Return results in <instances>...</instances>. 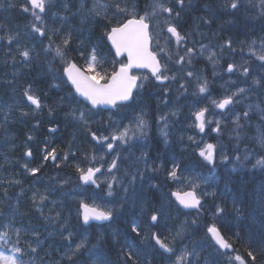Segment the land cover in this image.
I'll use <instances>...</instances> for the list:
<instances>
[{"label": "trees", "instance_id": "obj_1", "mask_svg": "<svg viewBox=\"0 0 264 264\" xmlns=\"http://www.w3.org/2000/svg\"><path fill=\"white\" fill-rule=\"evenodd\" d=\"M133 2H139L141 6L145 4V0H133ZM22 5L26 6L25 0H6L5 6L0 9L2 10L0 12V37H2L0 39V57L7 55V52H5L6 48L13 46L24 47L26 43L38 49V51H31V55L34 57L31 61L32 78L36 82L31 87V91L40 98L43 108L41 114L39 112L36 113V111H29L26 124L22 122L24 117L21 114H11L10 122L7 125L13 127L12 135H14V140L18 139V141L13 144L11 153L2 151L1 157H10L12 160H20L24 157V141L26 140L22 131L24 126H26L32 136L29 148L33 156L34 152L40 151L45 146L50 150L56 149L58 158L55 160L56 163H51L48 160L42 163L37 154L36 159L30 163L31 167L40 169L35 174V178L39 181L34 184L37 188L25 184L24 186L29 187V189L20 190L17 193L19 196L18 205L13 214V219L8 223L12 229V241L10 244L25 250L22 260L27 264H77L76 262H81L85 257L82 253L86 249L84 248L85 245L88 246L91 242L95 243L96 251L98 249L102 250V252L94 253L93 256V259L98 257L96 258L98 262L104 263L106 261L108 264L110 261H115L117 264H167L171 256L167 257L158 251L151 240V234L157 233L161 240L173 243V241H176L179 227L186 222H188L186 227H189L197 220L194 215H200L198 218L200 222L209 221L208 218L201 214L205 209L201 208L195 213H182L172 202H169L165 206V210H160L161 200L154 192L158 189V185L163 186L158 179L165 178L168 180L166 175L163 173V175L156 174V176H151L150 180L152 183L146 185L147 175L134 173L132 162L123 155L118 160L116 170L113 169L111 172L112 179L115 182L111 195L108 194L109 189L105 190L103 185L99 188L81 187L78 180L79 173L76 168L79 166L86 170L95 162L94 155L98 147L91 140V134L104 129L102 119H104L105 115L88 110L83 103L73 96L62 77V67L65 59L73 60L83 67L81 60L83 56L79 57V54L75 53L73 49L71 52L66 50L65 59H61L56 55V61H54L52 59V51H43V48L47 46L45 41L51 35L46 34L40 37L38 33H32V18L30 14L19 11L22 9ZM196 5L197 7H195ZM190 7H193L190 9L191 14L198 16V21L194 24L201 23V19H208L213 14L216 17L221 16L218 19V26L222 27V29L219 30L217 28L220 33L225 28L229 32V27L233 25L235 30L228 33L230 38L227 41L233 39L232 43L235 44H231V46L234 49L238 48V39L243 42L247 41L253 37L251 34L253 30H258L259 32L262 30V27L258 29L255 27L248 33L247 39H243L239 37V29L242 28L240 22L244 20L243 13L240 14L242 11H239V14L238 12L232 13L231 10L227 11L225 13L227 16L225 17L223 14L217 15L208 0H200L196 4L191 3ZM44 13L46 14L47 12L45 11ZM139 15H142V10ZM236 15H238V18ZM262 20L263 18H260V21ZM185 21L188 20L185 18ZM109 25L108 21L98 19L91 26L83 28V38L96 50L97 56L111 63V68L107 73L112 72L116 66L113 56L105 43V35L110 28ZM88 28L89 30L87 31ZM223 32L227 33L226 31ZM10 35L15 37L13 44L8 43L7 37ZM71 41L70 43H72ZM250 41L255 42L254 40ZM70 43L69 45H72ZM61 47L63 46L61 45ZM55 62L56 82L53 81V63ZM5 71L6 67L0 68V81L6 76ZM22 79L23 77H17L10 80L7 87L10 89H6V91L16 90L14 95L19 99L20 103L24 104L25 109L32 110L23 95L25 90L22 89ZM1 86H6L5 82H1ZM80 112L85 113L87 125L74 118L73 113L75 117H78ZM262 123L260 122L259 125H262ZM50 124H55L58 127V131L55 136L56 139L50 145H47L44 142L46 137L45 130ZM28 140L27 138V142ZM66 154L67 159H65ZM182 155L185 154L176 151L175 153L172 152L171 162L183 167ZM189 155L190 160L188 162L196 165L194 153L189 151ZM2 167V164H0V184L2 186L0 188V201L4 203L6 194H10L11 190L16 187L10 188V182L2 177ZM20 174L22 177V173ZM245 176L242 181L233 179L228 183L232 208L229 209L225 205L224 199L218 200V198H214L212 200L216 205L217 203L220 204L223 214L211 224L216 226L229 244L232 245L233 253L241 258L239 264H241V261H243V264H253V261L248 256L250 251L256 256L254 264H264V205L260 208L262 212H257L258 204L260 203L259 197L256 196V194H260L259 187H257L259 182L250 177L253 180V184L255 183L254 186L248 176ZM29 177H23L24 181L29 183ZM232 177L236 178L238 176ZM18 180H20V176L12 173V181ZM72 189H78L77 195L84 196V200L87 202H95L98 205L108 204L112 210V221L106 226L93 225L83 228L79 220V200L76 197H72L69 193ZM38 190L48 192V197L51 199L47 202V204L51 205L49 212L47 207L37 206V200L33 199L36 194H39L40 191L34 193ZM53 192H56L54 194L56 202L53 201ZM225 194L224 198L229 195ZM239 195L241 198L238 197ZM208 202H211V200H208ZM153 213L159 217L158 222L155 224H152L150 220V216ZM63 222L71 230L69 235L66 234V227H61ZM133 225L137 227L139 234L132 231ZM207 225L208 223H202V228H195L194 236H192V230L187 231L188 235L186 237L182 236L187 242H191L196 246L199 242H202L201 239L207 242L204 246L199 245L197 247L199 254L194 259L191 258L188 263L185 261V264H232L221 258V253L209 242L206 236L205 226ZM17 229L19 230L18 237ZM85 233H88L90 237L86 235L84 239ZM93 233L99 236L95 238L96 240L93 237ZM17 240H19L18 244ZM37 241H39L38 245ZM80 243H84L83 247L79 251H75L76 246ZM30 245L37 247L36 253L30 252ZM103 251H107L112 259H108L109 261L104 259ZM200 251L201 253L205 251L203 255L206 259L202 260Z\"/></svg>", "mask_w": 264, "mask_h": 264}, {"label": "rangeland", "instance_id": "obj_2", "mask_svg": "<svg viewBox=\"0 0 264 264\" xmlns=\"http://www.w3.org/2000/svg\"><path fill=\"white\" fill-rule=\"evenodd\" d=\"M196 1L197 0H184V7L183 9H180L179 6L176 5L175 0H162L166 6L173 7L174 12L172 17L169 18L168 14L160 13L150 18V23H152L154 27L155 35H157L155 50L159 55L161 54L159 51L161 48H163L165 52L171 54V60H169L166 55H163L162 58L169 68L167 74L169 76L175 74L177 77L176 80L167 81L164 85L159 86H165L168 89L167 93L169 98L181 99L179 101L180 114L174 115L173 113H175V111L170 113L172 116L171 133L160 134V136L167 137V142H170L172 146L177 143L174 147L177 148V150L179 149L181 152L187 151V147L193 148L194 150L192 152L196 156V162L197 160L201 162L199 167L192 165V162H188L190 160L189 152L185 153L184 157L188 163L185 165L186 172L183 174L182 169L180 171L177 169V177L175 179H171L176 190H192L206 198V200H213L217 197L218 200L224 199L225 205L230 209L232 208V205L230 204L232 203L230 194L228 197L224 198V193H226V191L227 193H230L228 183L233 179H236V181H242L243 178L246 177L245 175H247L251 180L252 185L255 186V183L253 184V180L250 177L259 182L257 187H259L260 194H255L259 197L260 202L258 204V208L256 207L257 212L261 213L262 210L260 208L264 205V165L258 164L257 161L264 160V145L260 143V137L264 136V122L262 125H257L255 122L259 119L264 120V60L260 59L261 56H264V0H236L239 6L238 8L233 9L235 11L231 10V12H238L239 14V10H245L240 12V14L243 13L242 15L244 20L240 22V24H242L240 25L242 28L239 29V37L247 39L248 33L251 32L253 28L262 27L260 32L258 30L252 31L251 34L253 37L251 39L244 42L238 39L237 49H234L232 46L229 48L226 44V42L229 41L231 44H235L232 43L233 39L227 41V39L230 38L228 33L235 30L233 25L229 27V32L226 28L222 30L221 33L217 30V28L219 30L222 29V27L218 26V19L221 16H217V18L212 14L208 19H201V23L194 24L198 21V16L191 14L190 9L193 7H190V4H196ZM208 1L211 2L212 8L215 12H217V14L225 15V12L230 11L232 0ZM131 2H133V0H119L121 7H126L128 11L127 13L116 14L115 8L111 7L114 0H47V13L42 15V21H36L32 13L30 12L29 14L32 18L33 24H36L38 27H42L46 31V34L51 35L49 36L51 39L48 38L45 41L47 43L45 48L55 53V55L52 54V59L54 61L56 59V49L61 47V45L63 46V41L65 39H69L70 41L72 40V43H70L72 45H68L66 49L68 52H71L73 49L75 50V53L83 54L85 57L89 58L93 49L88 44L87 40L83 38V28L88 25L91 26V24L97 19L106 20L109 23H112L124 16L134 15L133 11L137 10V2ZM155 2L156 0H145V6L143 7L145 14H150L152 12V6ZM205 3L207 4L206 1ZM5 4L6 0H0V9L5 6ZM195 7H197V5ZM175 10L180 11V17L178 20L175 19ZM1 11L2 10H0V12ZM19 11H22V9ZM97 12L99 15H97ZM236 16L238 18V15ZM185 18L188 21H185ZM260 18H263V20L260 21ZM168 19H171L172 22L176 24L177 28L179 25L180 29L185 32V34L182 35L185 37V40H183L179 46L177 45L176 40L171 37L166 30L167 25L165 21ZM180 29L178 28L179 32ZM88 30L89 28L87 31ZM223 31H226L227 33H224ZM250 40H254L255 42ZM13 43L14 42H12V44ZM202 45L203 48L201 47ZM30 47L31 44L29 43H26V46L21 49L19 46L14 48L10 47V51H12L13 54L12 56L7 57V60H9L10 63L6 66V76L1 82H5L7 85L10 80L19 77L23 69L14 70L18 67H23L26 70L24 72L25 77H23V83L25 80L27 82L28 79L31 78V69H28L29 61L24 62L23 58L19 56V51L24 50L25 48L30 49ZM189 47L194 49L191 56V63H188L186 58L184 64L178 65L176 63V60L178 59L177 53L179 55H184L186 49ZM229 63L236 66L233 72L227 71ZM0 65L3 67L6 65L5 60L2 57H0ZM106 66L107 65L104 66L98 63L97 70L101 71L103 74L106 70ZM86 67L87 64L85 69ZM244 68H248L250 70L247 75L243 73ZM188 72H192L193 75L188 76ZM146 77L147 79L143 80L144 90L147 92L146 97L150 98L156 91L152 90L155 88L156 84L158 85V83L157 81H154L155 79L153 78H151L153 81L148 80V78H150L149 75H146ZM54 79H56V74L54 75ZM204 81L208 82V91L205 94H199L198 83H202ZM254 81H259V83L257 84ZM180 84L185 85L186 91L184 88H180ZM0 88L5 91L0 94V164L3 166L1 174L2 177L10 182V188L16 187L11 190L10 194H6V201L4 199V203L0 201V233L8 232L10 239L12 229L10 228V225H6L5 223H10L11 219H13V214L15 213V209L18 205L19 196L17 193L20 190L25 191L29 189V187L24 186L25 184H29L31 187L37 188L34 184L39 180L35 178V175L30 174L24 167V165L27 164L28 168H34L31 167L30 164L33 160L28 162V160L25 159L12 160L10 157H1L2 151L11 153V150H13L12 145L18 141V139L14 140V135L10 134L7 129L10 108L18 106V103L15 99H13L16 90L6 91V89L10 88L4 89L3 86ZM241 88L245 89V91L234 96V100L237 102L232 104L225 112H218L217 108H215L212 104V101H219L225 96L238 93V90ZM5 96L9 99L8 103H4ZM137 105L138 103L136 101L131 107L120 109L115 114H107L106 116L110 126L108 137H111L113 134L119 135L120 132H123L127 128L129 130L128 135L132 138L129 139L126 144H121L119 141H116L114 151L115 155L113 158L106 157L105 150H103L102 156L96 159L97 165L103 168H105V166L107 167L106 175H103L96 180L99 187H101L104 183L105 190L108 189L109 184L114 185L115 183L114 179H112L111 172L108 171V168L111 161L114 158H117V153H119L118 159L121 158V155L130 159L134 168V173L145 172L147 175V182H150L151 175L154 172L153 169L147 167V163L144 159V156L147 154H155L154 142L152 141L153 134L150 132V127L147 124L151 122L152 119L142 115L139 116L146 122V127L143 129L144 134H141V132L136 129L138 117L136 114ZM203 107H207L209 109L208 113H206V119L212 121L211 124L205 125L209 134L213 135L212 139H214V142L211 143L207 142L205 137H202L200 130L195 126L193 120L194 113ZM194 108L197 109L193 110ZM165 110L166 109L163 111ZM245 112L248 113L247 117L244 116ZM146 114L149 115V109ZM181 114H183L182 118ZM160 117L161 116L159 114L156 121H158ZM237 117H239L238 121L236 119ZM216 121L220 122L219 131L212 130L217 127ZM249 124L251 125L249 126ZM163 130H165V128ZM182 133L183 135H181ZM189 137H192V139H189ZM253 141H255V143H253ZM206 144H213L216 146L214 164H209L199 155L200 149ZM27 146H29V141L25 147ZM103 147L106 149V143ZM168 156L172 157V151H168ZM225 156L227 159H224ZM30 159L31 158H29V160ZM49 160L51 161L52 159L49 158ZM41 161L42 163L45 161L44 157L41 158ZM52 162L54 163L55 161ZM157 168L160 169L158 165ZM12 173L20 176L18 183L12 181ZM20 173H22V177ZM232 176L238 177L235 178ZM23 177H29L30 182H25ZM205 178H210V180L206 182ZM194 185H198V187H194ZM1 187L2 186L0 184V188ZM38 192L39 194H36L35 196L37 206H45L49 212L51 205L47 204V202L51 199L48 197V192L45 190H38L34 193ZM78 192V189H72L69 193L72 197L79 199V196L77 195ZM214 192L217 194L214 195ZM55 193L56 192L52 193L53 196ZM161 195L165 198V194L163 192H161ZM41 196L46 197V199L41 200ZM238 197H240V195ZM53 201L56 202L55 196L53 197ZM218 207L222 209L218 203L217 205L213 202L205 203L203 206V209L205 210L202 211L201 214L208 218L209 221L200 222V220H198L200 215H194L197 217V220L193 223V225L186 227L188 223L186 222L183 226L178 228V231L182 236L186 237V235H188V230H192V236H194L195 228H202V223H208V225L205 226L208 228L212 225L211 223L213 221L217 220V218L223 214V211L217 213ZM103 209L109 210L108 207ZM61 227H66V234H70L71 230L66 223L63 222ZM84 235V239L86 235L89 236L88 233H85ZM182 236L177 235L176 241H173L171 246L173 249L172 259L167 264H175L177 257L184 253H193V255L186 256V262L188 263L191 258L194 259L199 254L197 247L199 245L204 246L207 243L201 239L202 242H199L196 246L191 242H187L185 238H182ZM93 237L95 239L99 236H96L93 233ZM12 247L13 245H10V243L4 244L0 241V251H3L6 255L11 254L10 249ZM95 247L96 245L93 242H91L88 246L85 245L84 248L86 249L82 251L85 257L81 260V262L76 263L108 264L106 261L104 263L98 262L96 259L98 257L93 259L94 253L97 252ZM204 252L205 251H202L201 253L200 251L202 260L206 259L203 255ZM225 255L223 258L228 262H231L232 264L240 263V261L235 259L236 256H233L232 254ZM103 257L107 261H109L108 259H112L106 251H103ZM109 264H117V262L110 261Z\"/></svg>", "mask_w": 264, "mask_h": 264}, {"label": "snow or ice", "instance_id": "obj_3", "mask_svg": "<svg viewBox=\"0 0 264 264\" xmlns=\"http://www.w3.org/2000/svg\"><path fill=\"white\" fill-rule=\"evenodd\" d=\"M27 4L30 5V8L27 6H21L22 11L29 12L31 10L32 15L35 17L36 21H42V16L39 13H44L46 11L47 0H26ZM176 5L179 6L180 9L184 7V0H175ZM238 3L236 0H232L230 7L232 9L238 8ZM111 7L115 8L116 14L127 13L126 7H121L119 0H114V3ZM38 10V11H37ZM174 9L171 6H166L162 0H156V2L152 6V12L146 13L143 16H135L132 15L131 18L124 20V22H118L116 26L111 27L109 31H107V39L111 42L112 48L115 50V56L118 58L116 62L119 63L118 69H113V71L109 74L97 70V64L99 63L96 50L93 49L89 55V59L87 62V67L84 71H81L75 63L70 61H65L66 66L64 67V74L67 76L68 80L72 84L75 93L79 96L83 97L92 108H98L100 106H112L116 107L118 103L124 104L132 100L136 94L135 90L141 89L144 87L143 80H146L147 77L143 79L136 75H132L131 71L133 68H146L150 70L152 77L157 81L158 85H164L167 81H174L177 79L176 75L173 74L169 76L167 73L169 71L168 65L161 64L160 60L157 58V53L150 50V43L152 40V34L150 33V18L154 17L160 13L168 14V17L171 18L173 15ZM97 15L99 13L97 12ZM180 17V11L175 10V19L178 20ZM167 25V32L174 37L177 45H181V42L185 40V37L180 34L177 30V26L172 22L171 19L165 21ZM32 31L38 33L41 37L46 35L45 30L42 27H38L36 24H32ZM2 39V37H0ZM15 37L8 36V43L11 44L14 41ZM51 39V37H49ZM69 39H65L63 41V47H58L56 49V55L61 59H64L66 56V49L69 45ZM227 47L231 48V42H226ZM203 48V45L201 46ZM223 47V46H222ZM47 51V49H45ZM31 51L28 48L19 51V56L23 58L24 62H27L31 59ZM160 52L164 53V55L168 56L169 60L172 59L171 54L164 51L163 48L160 49ZM194 52L193 48H187L184 55H178V59L176 63L178 65H182L185 63L186 58L187 62L191 63V56ZM127 56V62L123 63L119 61V58ZM261 60H264V56L260 57ZM235 65L229 63L227 66L228 72H233L235 69ZM248 68L243 69V73L247 75L249 73ZM188 76H192V72L187 73ZM103 81V82H102ZM255 83H259V81H254ZM180 88H185L184 84H180ZM168 89H165L167 92ZM208 91V82L204 81L202 83H198V93L205 94ZM245 89L241 88L238 90V93H233L230 96H225L223 99L219 101L213 100L212 104L215 108L220 109L221 111L225 110L229 105L236 103L234 100V96L239 93H243ZM24 97H26L27 101L30 102L31 105L35 106V109L41 108V100L40 98L33 94L31 91V86L26 89L23 93ZM209 109L207 107L200 108L198 111L194 113L196 127L200 130V132L205 131V125L211 124L212 121L206 119V113H208ZM175 115V113H173ZM27 115V113H25ZM74 118L79 119L87 125V120L85 118V113L80 112L78 117ZM248 113L245 112L244 116L247 117ZM161 119H164L161 117ZM237 121L239 117L236 118ZM217 127L212 129L213 131H219V121H216ZM146 127V122L141 118L137 117L136 129L143 133V129ZM49 131H55V129H49ZM128 129L126 128L123 132H120L119 135L113 134L111 137L107 136H97L96 133H92V140L101 144L102 146L106 143V147L108 152L115 151V143L119 141L121 144H126L130 137L128 135ZM29 140L32 139L31 136L28 137ZM192 139V137H189ZM260 143L264 145V136L260 137ZM216 146L213 144H206L203 148L200 149L199 155L203 157L209 164H214V153ZM44 160L47 161L51 158L55 161L58 157L56 155V149H52L48 152L45 149ZM26 156L31 157L32 152L29 150L25 153ZM118 157L119 153H117V158H114L109 165L108 171L111 172L113 169L118 167ZM67 159V154L65 156ZM224 159H227L225 156ZM258 164L264 165V160L257 161ZM59 166V165H57ZM25 169L32 175H35L39 172V168H28L27 164L24 165ZM177 168L178 165H174L172 170L168 173L169 178L175 179L177 177ZM76 171L79 173V180L84 184H94L99 187L96 179H94L96 173L101 171L100 168H88L87 170L80 168L77 166ZM18 183V181H14ZM194 187H198V185H194ZM113 185L109 184V195L112 194ZM173 196H176L179 204L184 208H199L201 206L200 199L197 198V195L194 191L187 192L183 196L178 195L177 193H173ZM35 199V197H33ZM41 200L46 199V197L41 196ZM80 208L82 210L81 215L83 222L88 224L90 220L96 221H105L109 220L112 217L111 210H98L97 208L89 207V205L81 202ZM222 209L217 208V213L221 212ZM150 220L153 224L157 223L159 217L157 214L153 213L150 216ZM132 231L134 233L139 234V231L135 225L132 227ZM208 232L211 234L215 243L220 247V249H230L231 245L225 241V239L220 235L218 229L215 226H210L208 228ZM17 237L19 236V230H16ZM180 233L178 232L177 235ZM152 240L155 241V244L158 245L165 252H172L173 249L169 246V244L165 240H161L160 236L157 233L151 234ZM0 241L4 244L11 243L9 239V233L3 232L0 233ZM19 240H17V244ZM39 241H37V245ZM83 247V244H78L76 246L75 251H79ZM29 250L31 253L37 252V247L29 246ZM11 254L6 255L3 251H0V264H24L22 260V256L25 253V250L19 246H13L11 249ZM193 255V253H184L181 256L177 257L175 264H185L186 256ZM248 256L253 261V264L256 260V256L253 252H249ZM237 261H240L241 258L239 256L235 257ZM243 264V261H241Z\"/></svg>", "mask_w": 264, "mask_h": 264}, {"label": "water", "instance_id": "obj_4", "mask_svg": "<svg viewBox=\"0 0 264 264\" xmlns=\"http://www.w3.org/2000/svg\"><path fill=\"white\" fill-rule=\"evenodd\" d=\"M106 42H107V44L110 46V48L112 49V51L114 52V54H115V50L112 48V45H111V42L110 41H108V39L106 38ZM124 57H126V59H127V56L126 55H124ZM132 70H147V71H149L150 72V70H148V69H146V68H133ZM151 73V72H150ZM64 76H65V78H66V81L68 82V84H69V86L74 90V88H73V86H72V84L70 83V81L68 80V78H67V76L64 74ZM74 93H75V90H74ZM76 94V93H75ZM76 96H78L80 99H82L84 102H86L90 107H91V105L83 98V97H81V96H79L78 94H76ZM126 103V102H125ZM118 104H120V103H118ZM92 108V107H91ZM98 108H102V109H113L114 107H112V106H107V105H105V106H100V107H98ZM94 109V108H93ZM96 109V108H95ZM96 174H98V173H96ZM82 184L83 185H93V184H91V183H88V184H84L83 182H82ZM190 192V191H189ZM187 193V192H186ZM185 194V193H184ZM184 194H178V195H181V196H183ZM173 199L177 202V204L179 205V207L180 208H182L183 210H185V211H190V210H194V209H196L195 207L194 208H184V207H182L180 204H179V202L177 201V199H176V196H173ZM81 209V208H80ZM81 212H82V210H81ZM110 220V219H109ZM109 220H105V221H96V220H90L89 221V223L88 224H90V223H99V224H101V223H104V222H108ZM81 221H82V224L83 225H88V224H85L84 222H83V219H82V215H81ZM207 233H208V235L210 236V238H211V240H212V242L214 243V245H216L217 247H219L216 243H215V241L213 240V238H212V236H211V234L207 231ZM220 233V232H219ZM221 235V234H220ZM222 236V235H221ZM155 242V241H154ZM158 246V245H157ZM159 247V246H158ZM220 248V247H219ZM159 249L162 251V252H164L165 254H170V252H165L163 249H161L160 247H159ZM221 250H225V249H221ZM228 251H230L231 250V248L230 249H227Z\"/></svg>", "mask_w": 264, "mask_h": 264}, {"label": "bare ground", "instance_id": "obj_5", "mask_svg": "<svg viewBox=\"0 0 264 264\" xmlns=\"http://www.w3.org/2000/svg\"><path fill=\"white\" fill-rule=\"evenodd\" d=\"M212 10V9H211ZM218 15V14H217ZM220 15V14H219ZM204 17V16H203ZM213 17V16H212ZM218 18V17H217ZM256 29H258L257 27H256ZM256 69V68H255ZM251 120H252V118H251ZM255 120V119H254ZM253 121V120H252ZM251 124H249V126H250ZM258 125V124H257ZM255 126V125H254ZM253 127V126H252ZM259 127V126H258ZM263 129V128H262ZM252 130V129H251ZM259 130V129H258ZM245 133V132H244ZM252 133V132H251ZM253 134H254V132H253ZM252 140H254V139H252ZM242 141V140H241ZM253 143H255V141H253ZM248 145V144H247ZM239 146V145H238ZM243 146V145H242ZM246 146V145H245ZM234 148V147H233ZM81 163V162H80ZM239 192V191H238ZM247 192V191H246ZM226 193H227V191H226ZM249 193V192H248ZM228 194V193H227ZM243 194V193H242ZM229 196V195H228ZM227 196V197H228ZM218 198V197H217ZM221 200V199H220ZM228 200V199H227ZM211 202H212V200H211ZM244 202V201H243ZM208 205V204H207ZM206 205V206H207ZM208 211V210H207ZM207 213V212H206ZM211 213H212V211H211Z\"/></svg>", "mask_w": 264, "mask_h": 264}, {"label": "flooded vegetation", "instance_id": "obj_6", "mask_svg": "<svg viewBox=\"0 0 264 264\" xmlns=\"http://www.w3.org/2000/svg\"><path fill=\"white\" fill-rule=\"evenodd\" d=\"M163 97L159 98L160 101H162ZM165 105V104H164ZM164 145V144H163Z\"/></svg>", "mask_w": 264, "mask_h": 264}]
</instances>
